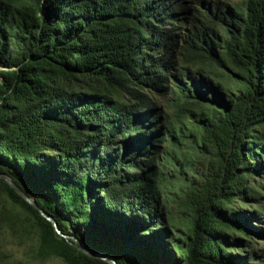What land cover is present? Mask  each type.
<instances>
[{
	"label": "trees",
	"instance_id": "trees-1",
	"mask_svg": "<svg viewBox=\"0 0 264 264\" xmlns=\"http://www.w3.org/2000/svg\"><path fill=\"white\" fill-rule=\"evenodd\" d=\"M0 172L117 264H264V0H0Z\"/></svg>",
	"mask_w": 264,
	"mask_h": 264
},
{
	"label": "rangeland",
	"instance_id": "rangeland-1",
	"mask_svg": "<svg viewBox=\"0 0 264 264\" xmlns=\"http://www.w3.org/2000/svg\"><path fill=\"white\" fill-rule=\"evenodd\" d=\"M264 193V190H261ZM252 207H257L258 200L245 199ZM245 208V207H243ZM250 209V206L247 207ZM168 219L176 227L183 224L178 207L170 201ZM259 224L257 222H253ZM254 247L264 245V239L253 236ZM39 237L30 225L26 212L14 206L10 200L0 196V264H65L60 258L44 257L39 251ZM244 253V252H242ZM251 264H263L258 258L248 259Z\"/></svg>",
	"mask_w": 264,
	"mask_h": 264
},
{
	"label": "water",
	"instance_id": "water-1",
	"mask_svg": "<svg viewBox=\"0 0 264 264\" xmlns=\"http://www.w3.org/2000/svg\"><path fill=\"white\" fill-rule=\"evenodd\" d=\"M0 178L4 179L10 187H12L19 195H21L29 204H31L35 209H37L41 215H43L47 220H49L52 225L54 226L55 230L64 238H66L70 244H72L73 246L77 247L79 250H81L83 253L89 255V256H93V257H97V258H101L103 260H106L109 262V264H117L116 259L109 253L103 252V251H95L93 249H91L90 247H88L84 242L80 241L78 238L69 235V234H65L64 232H62L60 230V228L57 225V222L55 221V219L49 215L46 211H44V209H42L37 202L29 197L9 176H7L5 173L0 172Z\"/></svg>",
	"mask_w": 264,
	"mask_h": 264
}]
</instances>
